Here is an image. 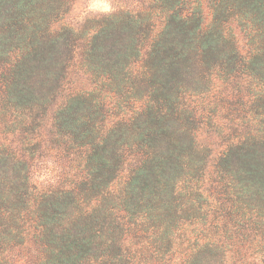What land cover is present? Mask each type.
Wrapping results in <instances>:
<instances>
[{
    "label": "trees",
    "instance_id": "16d2710c",
    "mask_svg": "<svg viewBox=\"0 0 264 264\" xmlns=\"http://www.w3.org/2000/svg\"><path fill=\"white\" fill-rule=\"evenodd\" d=\"M133 2L0 0V264H264V0ZM221 74L252 108L213 150Z\"/></svg>",
    "mask_w": 264,
    "mask_h": 264
},
{
    "label": "rangeland",
    "instance_id": "374dc122",
    "mask_svg": "<svg viewBox=\"0 0 264 264\" xmlns=\"http://www.w3.org/2000/svg\"><path fill=\"white\" fill-rule=\"evenodd\" d=\"M68 9L63 15V23L74 28H82L89 21L101 19L102 17L116 14L122 10L136 9L137 5L133 0H70ZM206 17L207 16V13ZM218 86L212 90L207 97L204 95L203 100H195V106L202 110L205 116L206 126L204 127L202 138L206 144H211V140L215 141L211 147L218 150L219 139L216 135L219 133L227 134L229 131H241L245 124V119L251 115V105H247V98L241 93L235 94L232 91L231 82L228 76L220 75ZM206 87V86H204ZM226 91H228L226 93ZM128 99L119 101L116 111L122 109L125 105L129 106ZM241 121L243 124L240 126ZM218 139V140H217ZM35 177L44 179L46 177L45 170H40Z\"/></svg>",
    "mask_w": 264,
    "mask_h": 264
}]
</instances>
